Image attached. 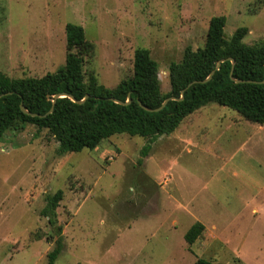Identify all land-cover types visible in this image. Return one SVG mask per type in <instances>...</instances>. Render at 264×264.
Returning <instances> with one entry per match:
<instances>
[{"label":"rangeland","instance_id":"1","mask_svg":"<svg viewBox=\"0 0 264 264\" xmlns=\"http://www.w3.org/2000/svg\"><path fill=\"white\" fill-rule=\"evenodd\" d=\"M215 15L227 17V39L241 26L246 44L264 38V0H0V72H55L72 22L93 44L86 79L115 87L132 76L142 47L165 93L171 62L204 46ZM167 135L145 157L148 138L127 133L60 154L46 128H9L0 139V264H48L55 228L40 210L58 189L55 264H264V124L209 103ZM196 221L205 230L190 245L185 233Z\"/></svg>","mask_w":264,"mask_h":264},{"label":"trees","instance_id":"2","mask_svg":"<svg viewBox=\"0 0 264 264\" xmlns=\"http://www.w3.org/2000/svg\"><path fill=\"white\" fill-rule=\"evenodd\" d=\"M226 21L225 15L213 16L204 46H188L181 61L171 62V89L165 93L160 86L158 63L150 50L142 47L135 50L132 76L115 87L101 84L94 74L86 79L84 56L90 55L93 44L82 25L68 22L66 61L55 72L36 77H11L0 72V139L9 128L31 123L38 129L46 128L59 142L58 151L63 154L84 148L93 150L103 140L127 133L148 138L141 149L145 157L154 140L174 132L186 117L209 103L230 107L245 119L264 124V38L259 43L246 44L248 28L241 26L227 39ZM62 93L67 95L54 102V96ZM171 96L175 98L155 110ZM128 97L131 102L122 103ZM21 102L35 115L24 112ZM62 199V189L47 194L40 210L55 228V246L48 253V264H55L63 249V228L57 218ZM204 230L205 225L196 221L185 233V240L193 244ZM194 264L217 263L200 257Z\"/></svg>","mask_w":264,"mask_h":264},{"label":"water","instance_id":"3","mask_svg":"<svg viewBox=\"0 0 264 264\" xmlns=\"http://www.w3.org/2000/svg\"><path fill=\"white\" fill-rule=\"evenodd\" d=\"M232 62L234 63L235 61H234V59H232ZM219 66H220V63H218V65H217V68H219ZM214 72V71H213ZM213 72H212V74H213ZM211 74V75H212ZM210 77L211 76H209L206 80H208V79H210ZM205 80V81H206ZM237 81H241V80H237ZM189 85H191V83L189 84ZM185 91V89H183V92ZM67 94H65V93H62V94H56L55 96H54V102H55V100H56V98H58V97H60V96H66ZM1 96V95H0ZM69 97H71L73 100H75V98L72 96V95H69ZM183 96H181L180 98H182ZM175 97L174 96H171V97H168V98H166L164 101H163V103L161 104V106H159V107H157V108H155V110H160L161 108H163L165 105H166V103L170 100V99H174ZM111 99H113V100H115V101H117V102H122V101H119V100H117V99H115V98H111ZM131 97H128V99H127V101H125V102H122V103H130L131 102ZM84 101V99H82V100H79L78 102H83ZM21 109L24 111V112H26V113H28V114H32V115H35V113H31L27 108H26V106L24 105V103L23 102H21ZM53 111V107L49 110V112H52Z\"/></svg>","mask_w":264,"mask_h":264},{"label":"crops","instance_id":"4","mask_svg":"<svg viewBox=\"0 0 264 264\" xmlns=\"http://www.w3.org/2000/svg\"><path fill=\"white\" fill-rule=\"evenodd\" d=\"M191 115H192V114H191ZM189 116H190V115H189ZM187 118H188V117H187ZM183 121H184V120H183ZM179 127H180V126H179ZM179 127H178V128H179ZM259 127H260V129H261V125H260ZM178 128H177V129H178ZM177 129H176L175 131H177ZM175 131H174V132H175ZM172 133H173V132H172ZM172 133H170V135H167V137H171ZM176 139H177V138H176ZM177 140L180 141L181 143H185V144H186V142H185V141H182L180 138H178ZM186 145H192V144L187 143ZM187 147H188V146H187ZM188 148H189V151H190V150H191V147H188Z\"/></svg>","mask_w":264,"mask_h":264}]
</instances>
